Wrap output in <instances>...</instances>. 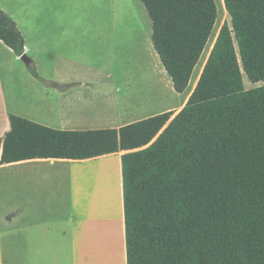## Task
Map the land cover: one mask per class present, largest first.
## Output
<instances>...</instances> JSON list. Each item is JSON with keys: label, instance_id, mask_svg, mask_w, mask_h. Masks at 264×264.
Wrapping results in <instances>:
<instances>
[{"label": "trees", "instance_id": "trees-1", "mask_svg": "<svg viewBox=\"0 0 264 264\" xmlns=\"http://www.w3.org/2000/svg\"><path fill=\"white\" fill-rule=\"evenodd\" d=\"M151 41L184 92L210 39L216 0H142ZM229 16L187 101L119 128L55 129L16 114L0 164L123 151L127 264H264V0H222ZM0 40L24 37L0 8ZM28 71L43 79L32 60ZM250 83L263 84L246 88Z\"/></svg>", "mask_w": 264, "mask_h": 264}, {"label": "crops", "instance_id": "crops-1", "mask_svg": "<svg viewBox=\"0 0 264 264\" xmlns=\"http://www.w3.org/2000/svg\"><path fill=\"white\" fill-rule=\"evenodd\" d=\"M0 8L46 81L0 40V138L10 114L55 129L119 128L176 113L191 93L174 91L142 0H0ZM147 79L160 83L156 108L137 94ZM165 90L174 97L162 103ZM122 153L0 164V264H127Z\"/></svg>", "mask_w": 264, "mask_h": 264}, {"label": "rangeland", "instance_id": "rangeland-1", "mask_svg": "<svg viewBox=\"0 0 264 264\" xmlns=\"http://www.w3.org/2000/svg\"><path fill=\"white\" fill-rule=\"evenodd\" d=\"M216 6L218 8V20L216 21V24L214 26L212 35H211L210 39L208 40V42H207V44H206V46L204 48V51H203L202 55L200 56V59H199L197 65H196V67L194 68V71H193L192 76H191V80H190V82L188 84L187 89L185 90L187 93L192 91L190 88H194L195 81L197 80L196 78L198 77L197 76L198 75L197 74L198 70L199 69L201 70V68H202V66H203V64L205 62V59L207 58V54L210 51L211 46L213 45L214 40H215V38H216V36L218 34V31H219L220 27L222 26V24L224 22H229V16H228V14H227V12L225 10V7H224V4L222 3V0H216ZM131 23L132 24H136L137 23L135 17H133V20L131 21ZM243 76H244V85H245L246 88H252V87H255V86L263 84L262 82L250 83L246 79L245 74H243ZM152 81H149V79H147L146 82H145V86H143V88H141L142 92L138 88L137 89V94L145 96V97H148L150 99L149 106H151L153 108H156V97H157V95L159 93L157 88L159 89L160 83L156 82V79H152ZM165 93H166V96H165ZM171 97H174V95L172 96V94H170L168 90H165L164 98L162 99L161 102L163 103L165 100H169ZM178 99H179V97H178ZM158 104H160V103H158ZM157 106H160V105H157Z\"/></svg>", "mask_w": 264, "mask_h": 264}, {"label": "water", "instance_id": "water-1", "mask_svg": "<svg viewBox=\"0 0 264 264\" xmlns=\"http://www.w3.org/2000/svg\"><path fill=\"white\" fill-rule=\"evenodd\" d=\"M20 58L25 64L30 62V58L26 54L22 55Z\"/></svg>", "mask_w": 264, "mask_h": 264}, {"label": "bare ground", "instance_id": "bare-ground-1", "mask_svg": "<svg viewBox=\"0 0 264 264\" xmlns=\"http://www.w3.org/2000/svg\"><path fill=\"white\" fill-rule=\"evenodd\" d=\"M129 39H131V38H129ZM133 39L135 40V37H133ZM123 40H125V39H123ZM136 41V40H135ZM132 42V41H131ZM135 43V42H134ZM137 45H138V41H137ZM137 47H139V46H137ZM133 48H135V47H133ZM136 50V52H137V49H135ZM137 54V53H136ZM135 54V55H136ZM127 55H129V54H127ZM134 55V56H135ZM137 56V55H136ZM128 57V56H127ZM146 58V57H145ZM136 69H138V68H136ZM198 78V77H197ZM149 81H152L151 79H149ZM156 82H158L157 80H156ZM196 82V81H195ZM195 85V84H194ZM149 86V85H148ZM191 90L193 89V88H190ZM118 91V90H117ZM119 91H121V90H119Z\"/></svg>", "mask_w": 264, "mask_h": 264}]
</instances>
